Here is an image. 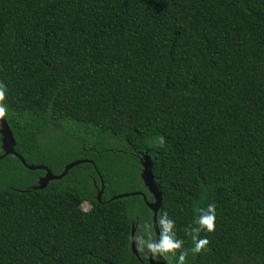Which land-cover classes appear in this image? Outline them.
<instances>
[{
    "label": "trees",
    "instance_id": "1",
    "mask_svg": "<svg viewBox=\"0 0 264 264\" xmlns=\"http://www.w3.org/2000/svg\"><path fill=\"white\" fill-rule=\"evenodd\" d=\"M0 85L28 165L93 162L34 191L0 159V264H147L151 211L111 200L152 201L142 154L183 242L155 264H264V0H0Z\"/></svg>",
    "mask_w": 264,
    "mask_h": 264
},
{
    "label": "water",
    "instance_id": "2",
    "mask_svg": "<svg viewBox=\"0 0 264 264\" xmlns=\"http://www.w3.org/2000/svg\"><path fill=\"white\" fill-rule=\"evenodd\" d=\"M15 139L14 136L8 127L6 121L0 117V150L2 155L0 156V159H3L7 156H14L16 157L21 164L29 171H43L44 175L38 179L37 185L32 187V190H42L45 189L49 182L55 181V180H61L63 177L67 175V173L74 167H77L82 164H91L93 165L92 161L89 160H76L69 164H67L63 172L60 175H54L52 172L44 166L40 165H28L25 160L18 155L14 148H15ZM140 165H141V175L140 178L143 182L144 187L147 189L148 193L150 194L152 201L149 202L146 200V197L141 193H126V194H120L118 196L113 197L111 200L121 199V198H128L131 196H141L146 207L151 211L152 213V227L155 235V242L153 247L151 248L149 255H148V261L147 264H155L154 263V255L156 253V249L159 247L160 244V232L157 225V215L161 204V195L155 185L154 178L152 175V161L151 158L147 154H142L140 156ZM100 183H101V189L97 193V201L100 202L102 191L104 189V185L102 182V178L99 177ZM135 229L132 227L131 230V251L133 255L138 258V254L135 248Z\"/></svg>",
    "mask_w": 264,
    "mask_h": 264
},
{
    "label": "clouds",
    "instance_id": "3",
    "mask_svg": "<svg viewBox=\"0 0 264 264\" xmlns=\"http://www.w3.org/2000/svg\"><path fill=\"white\" fill-rule=\"evenodd\" d=\"M5 99V90L3 85H0V117H3L7 111L6 104L3 103ZM200 215L197 219V224L200 225V228L206 229L207 231H211L214 228V220H215V205L209 204L206 209H199ZM164 235L161 239L159 247L156 251L161 253H173L175 249H179L182 246V241L175 239V233L172 232L173 229V221L164 218L160 221ZM200 228H196L193 230V233H198ZM193 240L195 241L194 247L191 249L193 252H199L201 248H203L207 243V239H197L195 235H193ZM187 252H181L178 257V264H184L185 256Z\"/></svg>",
    "mask_w": 264,
    "mask_h": 264
},
{
    "label": "rangeland",
    "instance_id": "4",
    "mask_svg": "<svg viewBox=\"0 0 264 264\" xmlns=\"http://www.w3.org/2000/svg\"><path fill=\"white\" fill-rule=\"evenodd\" d=\"M89 205L87 204V203H83L82 204V209L84 210V211H88L89 210Z\"/></svg>",
    "mask_w": 264,
    "mask_h": 264
}]
</instances>
